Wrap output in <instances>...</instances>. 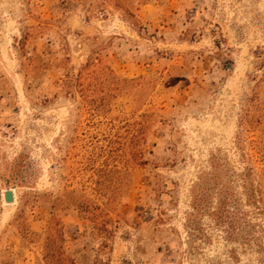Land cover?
I'll use <instances>...</instances> for the list:
<instances>
[{"label":"rangeland","instance_id":"rangeland-1","mask_svg":"<svg viewBox=\"0 0 264 264\" xmlns=\"http://www.w3.org/2000/svg\"><path fill=\"white\" fill-rule=\"evenodd\" d=\"M0 264H264V0H0Z\"/></svg>","mask_w":264,"mask_h":264},{"label":"trees","instance_id":"trees-1","mask_svg":"<svg viewBox=\"0 0 264 264\" xmlns=\"http://www.w3.org/2000/svg\"><path fill=\"white\" fill-rule=\"evenodd\" d=\"M214 177H215V175H214ZM242 178H245V175L244 174H242ZM204 183V182H203ZM202 183V184H203ZM218 183H221V182H218L217 181V177L215 178V180H214V183H213V185L215 186V187H217V184ZM208 184V182L207 181H205V185H203V187H201V183H200V185H198V193H194V196H193V208H194V210H201L202 209V207L200 206L201 205V202L204 200V198H203V192H204V189L205 188H208L209 187V184ZM204 186H206V187H204ZM210 188V187H209ZM228 192L226 191V193H225V198L223 199V201L222 202H220V204L221 203H223L224 205H225V209L224 208H222L221 206L220 207H218V209H217V211L216 212H214V213H212V215H214V218H217V219H221L222 217H223V213H229V211H228V209H226V206H228V203L230 202V197H228ZM201 195V196H200ZM222 205V204H221ZM225 215V214H224ZM219 222V221H218Z\"/></svg>","mask_w":264,"mask_h":264},{"label":"water","instance_id":"water-1","mask_svg":"<svg viewBox=\"0 0 264 264\" xmlns=\"http://www.w3.org/2000/svg\"><path fill=\"white\" fill-rule=\"evenodd\" d=\"M4 199L6 202H14L15 201L14 191L10 188H7L4 191Z\"/></svg>","mask_w":264,"mask_h":264},{"label":"bare ground","instance_id":"bare-ground-1","mask_svg":"<svg viewBox=\"0 0 264 264\" xmlns=\"http://www.w3.org/2000/svg\"><path fill=\"white\" fill-rule=\"evenodd\" d=\"M8 203V202H7ZM11 204V203H10Z\"/></svg>","mask_w":264,"mask_h":264}]
</instances>
